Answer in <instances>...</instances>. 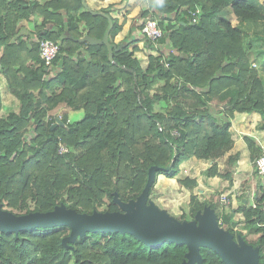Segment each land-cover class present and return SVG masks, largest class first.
Returning <instances> with one entry per match:
<instances>
[{
    "label": "trees",
    "instance_id": "16d2710c",
    "mask_svg": "<svg viewBox=\"0 0 264 264\" xmlns=\"http://www.w3.org/2000/svg\"><path fill=\"white\" fill-rule=\"evenodd\" d=\"M82 7L81 0H0V71L19 100L17 110L0 116V202L19 210L16 214L48 211L61 203L81 213L121 210L114 192L123 201L135 199L155 165L152 200L157 176H177L192 156L213 160L208 173H216L214 161L234 143V111L258 112L256 127L264 129V81L248 56L253 50L264 61L261 0H146L137 14L139 28L152 17L164 35L152 40L130 33L113 51V60L103 43L74 40L84 34L100 38L108 26L107 18L85 8L80 12ZM196 7L203 11L192 22L188 11ZM33 13L42 15L41 24H55L37 33V39L59 44L49 66L39 58L38 41L29 45L16 36L19 21ZM112 20L113 42L122 23ZM139 40L158 53L149 54L145 68L135 46L129 48ZM162 56L167 66L159 61ZM157 82H162L159 90L150 92ZM60 103L83 114L67 123L63 111L64 124L50 129L55 120H46L47 111ZM59 137L68 151L56 150ZM242 137L255 157L261 146L250 135ZM227 162L235 157L229 155ZM178 181L190 190L196 184L188 176ZM258 187L262 194L248 207L241 202L238 209L217 211L216 203L202 199L191 206L190 218L175 217L192 220L210 206L219 225L257 247L258 261L264 263V188ZM236 211L243 213L247 232L258 234L254 241L234 230ZM69 232L66 225L0 231V264H181L187 251L183 243L147 245L131 233L106 230L86 231L66 246L62 238ZM200 253L203 264H226L210 247L201 246Z\"/></svg>",
    "mask_w": 264,
    "mask_h": 264
},
{
    "label": "water",
    "instance_id": "95a60500",
    "mask_svg": "<svg viewBox=\"0 0 264 264\" xmlns=\"http://www.w3.org/2000/svg\"><path fill=\"white\" fill-rule=\"evenodd\" d=\"M81 2L90 13L107 18L108 26L100 38L84 34L74 37V40L89 44L103 43L107 48L108 59L113 60V51L122 48L123 44L109 40L112 17L106 12L91 8L85 0ZM62 124L63 121L56 117L50 129ZM156 169L155 165L149 167L145 185L135 199L123 201L114 192L113 201L121 208L117 211L93 210L92 213H81L61 203L48 211L16 214L4 209L0 202V231L17 233L31 227L66 225L70 228L69 234L62 238V243L66 246L67 242L86 231L128 232L147 245H159L165 241L185 244L187 251L181 264H203L201 246L216 251L226 264H264L258 261V248L247 243L241 235L234 239L230 231L219 225L216 213L210 206L206 205L198 210L192 220H178L148 199Z\"/></svg>",
    "mask_w": 264,
    "mask_h": 264
},
{
    "label": "crops",
    "instance_id": "0c3cea01",
    "mask_svg": "<svg viewBox=\"0 0 264 264\" xmlns=\"http://www.w3.org/2000/svg\"><path fill=\"white\" fill-rule=\"evenodd\" d=\"M28 2L33 0H26ZM38 3H42L45 0H36ZM86 3L93 9L101 10L102 8H107L111 17H116L119 23H122L121 30L114 36V43H122V40L126 39V37L131 33V36L135 38H141L142 32L139 28V20L137 18V14L141 9L146 8V0H85ZM84 7H82L79 11L81 12ZM41 21V22H39ZM29 23V24H28ZM42 23V15L39 13L30 14L29 17L22 19L19 21L17 34L16 36L19 40H23L22 35H26L31 33L33 35L34 31H37L36 28L39 26H43L44 29L51 30L55 27L53 20H48L46 24ZM32 24V28L30 27ZM123 44V43H122ZM135 46V47H134ZM135 48L134 55L140 59L141 55L144 53H154L156 52L154 49L149 48L142 40L137 42H133L129 48ZM166 52H175L171 48H166ZM147 54V55H148ZM148 63V62H147ZM32 63H30L31 65ZM11 97H15L7 88V81L5 76L0 71V100L3 104H5V99H11ZM63 111H66L64 109ZM67 112V111H66ZM261 115L256 111L246 112V111H234L233 116L230 119L231 126L230 130L233 133L234 143L232 147L224 153L222 159L224 163L226 158L230 156H234L237 160V165L235 166V175L247 176L248 172L251 170V162H250V151L247 147L245 140L243 139V135H250L261 147L264 146V129H258L256 127L257 123L260 121ZM211 164L213 160L208 158H196L192 156L185 160L180 165V171L175 177H166L163 174H159L157 176L156 187L159 188V201L164 204L163 208L166 209L167 206L174 208L176 202L174 199L177 197L178 193H183L184 191L188 192V195L191 193L188 188L181 185L178 181V178H182L184 176L188 177H196L198 192L208 196L209 192H214L220 190L221 187L219 185L228 184V181L223 180L222 177L219 176H204L201 173V169L203 170L207 166H204L207 162ZM223 162H219V166H223ZM210 166V165H209ZM238 171H242V173H238ZM183 172V173H182ZM237 176L233 178L236 179ZM239 180V179H238ZM237 180V181H238ZM237 181H233L234 184L225 188V192H221L219 196L223 193H229L234 190L237 186ZM167 184H170L171 190L167 189ZM229 185V184H228ZM155 187V186H154ZM196 193V190L193 191ZM172 198V199H171ZM201 198V196H200ZM203 198V197H202ZM241 202H249L245 197L241 198ZM221 201V199H220ZM232 209L235 208L236 202L235 198H232ZM167 210V209H166ZM168 211V210H167ZM174 214V213H173Z\"/></svg>",
    "mask_w": 264,
    "mask_h": 264
},
{
    "label": "rangeland",
    "instance_id": "374dc122",
    "mask_svg": "<svg viewBox=\"0 0 264 264\" xmlns=\"http://www.w3.org/2000/svg\"><path fill=\"white\" fill-rule=\"evenodd\" d=\"M261 2L264 3V0H261ZM82 3V2H81ZM231 22L233 24H235L237 22L236 18L234 15H231ZM41 22V21H39ZM19 24V23H18ZM18 24H17V28H18ZM29 24V23H28ZM30 27L32 28V24H30ZM43 26H39V28H36L37 31L33 32V35L31 33L26 34L25 36L22 35L20 37L23 38L22 41H24V43L32 45V43H34L35 41H38L39 39H37V33H39L41 30H43ZM163 29V28H162ZM248 29H251V27H248ZM148 54V53H147ZM146 53H144L143 55H141L139 61L140 64L143 68H145L147 66V62H148V56ZM152 54H158L157 52H154ZM249 59H250V64H254L252 65V67L256 68L259 72V75L262 77L263 81H264V61H260L258 59V57H256L255 52L252 50L248 53ZM162 82H157L150 90L151 91H155V90H159V86L161 85ZM11 99L6 98L5 99V104H3V106L0 109V116H4L8 111L10 110H17L19 108V100L16 97H11ZM156 110L161 111V106L159 104L156 103L155 105ZM66 109L67 111V123L68 122H73L74 120H78L79 118H81L83 111L82 110H73V109H69L67 107L64 106V104L60 103L58 104L54 109L48 110L47 114H46V120H48V118H50V116H55V117H61L63 115V110ZM51 120V119H50ZM172 133L173 134H177V132L175 131V129H172ZM58 143H61L63 146H65L68 150L69 147L66 146L61 140L60 137L58 138V142H57V146ZM57 150V149H56ZM257 155V154H256ZM255 157H250V162H251V170L248 172L247 176H242L240 175H235L234 171H235V166L237 165V160L235 158V162L234 163H229L225 161L221 158L217 159L216 162L217 163V171L215 174L211 175L210 173H208V171L211 168V164H208V162L204 165L207 166L206 168H204L203 170L201 169V173L205 176H219L222 177L223 180H227L228 184L225 183V185H219L218 187H221L220 190L214 191V192H209L210 194H208V196H205L204 194L198 192V187H196L197 185V180L196 177L191 176L190 178H194L196 181V184L194 185L193 188H191V190L189 189V191H191V193L188 195L187 191H184L183 193H178L177 197L174 199V201L176 202V205L174 206V208L167 206L166 209L168 210V212L174 216H180L182 213L186 214V218H190L189 215V211L191 206L194 205L195 200H202V199H208L211 200L212 202L216 203L217 205V211H229L230 209H232V203H231V199L235 198L236 202L234 203V205L236 204L234 209H238L240 207L241 204V198L245 197L246 199H248L249 202L246 203V206L248 207L249 205L253 204L254 201V197L255 196H260L262 194V191L259 189L258 184L261 183L262 187L264 188V177L260 176L259 174H257L255 167H254V163H253V159ZM219 162H223V166H219ZM210 165V166H209ZM226 171H228L231 175L229 176V178H227L226 176H222V174H224ZM242 173V171H238V173ZM183 173V172H182ZM220 174V175H219ZM234 176H237L236 179L233 178ZM239 179V180H238ZM157 180V179H156ZM238 180V181H237ZM233 181H237V186L234 188V190L232 192L229 193H223L226 195L227 198V203L223 204L220 201V193L221 192H225V188L231 186L234 184ZM157 182V181H156ZM156 182L154 184V189L152 192V196L151 199L155 202V204H157L160 207H164L165 205L162 204L159 201V188L156 187ZM167 189L171 190V186L170 184H167ZM196 190V193H194L193 191ZM191 194H194L195 199H192L191 201ZM201 196V198H200ZM203 197V198H202ZM172 199V198H171ZM3 208L13 211L15 213H20L19 210L17 209H12L9 208L6 205V202L1 201ZM105 205H103L102 208H104ZM101 208V209H102ZM165 209V208H164ZM174 213V214H173ZM233 220L236 221V224L234 226V230L237 231H241L242 233L246 234V239L251 242L254 241L258 234H253V233H248L247 232V228L245 225V220H244V216L243 213L241 211H236L233 215Z\"/></svg>",
    "mask_w": 264,
    "mask_h": 264
},
{
    "label": "built area",
    "instance_id": "2783aa9c",
    "mask_svg": "<svg viewBox=\"0 0 264 264\" xmlns=\"http://www.w3.org/2000/svg\"><path fill=\"white\" fill-rule=\"evenodd\" d=\"M202 11L203 10L199 7H196L193 10L188 11L192 22L198 21L199 16L202 14ZM141 32L147 38L152 40H157L164 35V31L159 26L158 21L152 17L147 18L143 22L141 26ZM58 49H59L58 42H56L51 38L44 37L38 40L39 58L41 59V61L44 63L45 66H49L52 63V60L56 56ZM165 58H166L165 56H162L159 61L163 63L165 66H167V61L165 60ZM61 117L58 118L61 119ZM55 118H56L55 116H50V118H48L47 121H50V119L54 121ZM57 151L59 153H63L65 151H68V149L65 146H63L61 143H58ZM253 163L257 174L264 175V146L261 147L260 152L253 159ZM220 199L223 204L228 202L225 194H222L220 196Z\"/></svg>",
    "mask_w": 264,
    "mask_h": 264
}]
</instances>
